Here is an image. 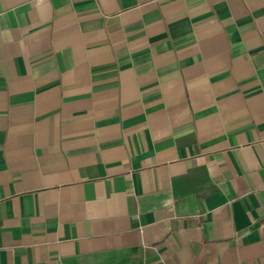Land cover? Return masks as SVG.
<instances>
[{"label": "crops", "instance_id": "0c3cea01", "mask_svg": "<svg viewBox=\"0 0 264 264\" xmlns=\"http://www.w3.org/2000/svg\"><path fill=\"white\" fill-rule=\"evenodd\" d=\"M0 264H264V0H0Z\"/></svg>", "mask_w": 264, "mask_h": 264}]
</instances>
